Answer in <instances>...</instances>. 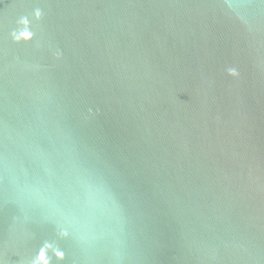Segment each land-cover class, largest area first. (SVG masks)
<instances>
[{
	"label": "water",
	"instance_id": "water-1",
	"mask_svg": "<svg viewBox=\"0 0 264 264\" xmlns=\"http://www.w3.org/2000/svg\"><path fill=\"white\" fill-rule=\"evenodd\" d=\"M0 264H264V0H0Z\"/></svg>",
	"mask_w": 264,
	"mask_h": 264
}]
</instances>
